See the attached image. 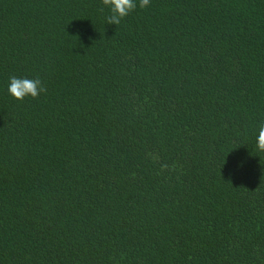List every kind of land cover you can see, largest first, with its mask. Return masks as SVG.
Masks as SVG:
<instances>
[{"label": "trees", "instance_id": "trees-1", "mask_svg": "<svg viewBox=\"0 0 264 264\" xmlns=\"http://www.w3.org/2000/svg\"><path fill=\"white\" fill-rule=\"evenodd\" d=\"M109 15L0 0V264H264V0Z\"/></svg>", "mask_w": 264, "mask_h": 264}, {"label": "clouds", "instance_id": "clouds-1", "mask_svg": "<svg viewBox=\"0 0 264 264\" xmlns=\"http://www.w3.org/2000/svg\"><path fill=\"white\" fill-rule=\"evenodd\" d=\"M102 2L110 12L106 18L110 25L120 24L121 20L135 11L137 7L146 9L151 4V0H102ZM45 91L39 78L9 77L7 92L15 100L23 101L28 97L36 99ZM255 147L257 151L264 152V123L259 126Z\"/></svg>", "mask_w": 264, "mask_h": 264}]
</instances>
